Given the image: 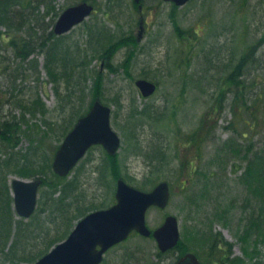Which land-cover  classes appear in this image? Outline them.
I'll return each mask as SVG.
<instances>
[{"label": "rangeland", "instance_id": "obj_1", "mask_svg": "<svg viewBox=\"0 0 264 264\" xmlns=\"http://www.w3.org/2000/svg\"><path fill=\"white\" fill-rule=\"evenodd\" d=\"M140 1L141 12L132 0H53L58 14L44 22L40 5L36 33L41 42L66 8L86 2L95 9L80 25L56 37L50 64L43 53L14 58L1 43L0 127L16 139L0 140V162L25 161L40 174L75 118L98 100L110 107V126L120 148L114 157L100 147L91 149L67 178H73L78 191L74 202L67 197L74 209L113 205L119 178L144 191L167 182L168 205L146 213L150 229L158 228L166 216L177 220L179 247L167 254L165 264L185 253L207 261L216 257L220 264H264V230L249 228L253 220L264 223V189L258 197L249 191L250 142L236 137V129L243 128L237 122L231 125L229 89L234 79L231 85L225 82L243 50L254 44V62L244 72L264 91V0H193L183 7ZM138 80L154 83L156 91L143 97L135 85ZM262 141L259 134L251 139L253 151L264 147ZM20 169L0 172V184L30 181L13 174ZM51 194L40 188L37 207L50 203ZM58 235L46 231L43 237ZM46 249L27 246L23 253L27 259ZM157 251L152 238L133 234L110 249L103 264L156 262Z\"/></svg>", "mask_w": 264, "mask_h": 264}, {"label": "trees", "instance_id": "obj_2", "mask_svg": "<svg viewBox=\"0 0 264 264\" xmlns=\"http://www.w3.org/2000/svg\"><path fill=\"white\" fill-rule=\"evenodd\" d=\"M52 4L53 0H0V26L5 28L4 32H0V53L2 43L10 48L14 58L25 60V58L35 53H43L47 55V62L50 64V58H54V54L50 52V49L56 47L59 42L57 39L58 37L54 34L53 28L50 29L45 41H51L46 44L45 41H40V34L36 33V29L37 31L40 30V5L44 6V12L41 16L43 22L46 18H50L52 21V16H57L58 12ZM45 23L46 27L49 28L48 22ZM248 47L249 46H247L248 51L243 50L244 53L242 56L231 66L232 73L226 77L225 82L231 85V80L234 79L229 89L231 98V109H229V112L233 120L231 125H233V122L239 123L243 129L240 132L236 129V137L241 141L243 140V142L248 140L250 142L247 148V155L251 158L246 157L249 163L248 171L251 172L252 176V183L249 187V191L258 197L260 195L259 191L264 189V147L259 148V151H253L254 147L251 144V139L259 134L263 140L262 144L264 145V91L262 90L263 88L256 89L257 84L255 80L248 78L250 74L246 75L247 73L244 72L246 65L254 62L251 54H254V51L257 49L254 44ZM259 70L260 69L254 71ZM4 71H7L6 67H4ZM79 95L80 94L76 92L75 98H79ZM61 112H65L64 108H61ZM84 114L79 115L75 119L82 117ZM70 128L68 130H70ZM257 128L260 129V132L255 131ZM253 131H255L254 134L252 133ZM248 135L250 138H247ZM9 137L14 138V140L16 139L14 134H9ZM9 137L2 130L0 140L6 141L10 139ZM10 141L14 144V141ZM51 159L52 158H49L47 160L45 166L47 169L40 172V174L34 171L32 166L25 161L22 162L24 165L16 164V162H5V164L0 162V172L4 173V175L9 168L20 169L25 167V164H28L30 166L28 170L20 169L13 174L20 178L41 179V188H48L52 192L50 203H46L44 206L39 205V208L37 207L36 211L29 219L17 220L15 219L12 208L10 185H8L6 181V184H0V257H4H2V264L5 262H8V264H16L21 260L27 261L30 264L34 263L42 258L48 251L38 252L37 255L26 259L27 254H25V252L23 253V250L27 246H36L38 249L40 245L41 248L45 245L47 248L46 250H50L53 246L66 239L75 223L84 216L90 212L105 209L103 206L104 204L96 207L91 205L87 207L86 210H81L80 208L74 209L72 202H67V197L74 202L77 200L76 192L78 191L72 181L73 178L69 181H67V178L77 169L75 168L67 178H59L51 170ZM255 185L259 186V188H255ZM140 190L144 191L143 189ZM74 191L75 193H73ZM70 206L73 208L71 212L69 209ZM72 211H74V214H71ZM46 213H48L47 216L45 215ZM250 224L249 228H253L256 232L260 229L264 230V223L261 220H253ZM46 231L58 233L60 236L58 235L52 239H48L43 237ZM16 247H20L22 251L18 252ZM178 247L179 246L166 253L157 251L155 255L157 259L156 262L138 259L135 262L133 261L134 263L132 264H165L164 259L167 254H172L177 251Z\"/></svg>", "mask_w": 264, "mask_h": 264}, {"label": "water", "instance_id": "obj_3", "mask_svg": "<svg viewBox=\"0 0 264 264\" xmlns=\"http://www.w3.org/2000/svg\"><path fill=\"white\" fill-rule=\"evenodd\" d=\"M138 4L140 0H132ZM182 6L189 0H163ZM140 9V7H139ZM93 11L87 3L64 10L54 26V34L62 35L82 23ZM143 97L152 95L155 84L135 82ZM110 108L96 100L87 114L78 119L55 153L52 169L59 177L69 174L86 151L101 145L113 156L120 146V139L110 127ZM1 133V132H0ZM41 180L11 182L13 205L16 214L29 218L36 206L37 191ZM170 192L166 182H160L150 192H142L119 179L116 183L115 203L104 210L94 211L76 223L68 237L53 247L34 264H101L104 254L115 245L128 239L132 232L142 237H152L160 252L174 248L179 240L177 220L167 216L162 225L150 230L145 215L149 208L164 209ZM176 264H201L193 254H186Z\"/></svg>", "mask_w": 264, "mask_h": 264}, {"label": "flooded vegetation", "instance_id": "obj_4", "mask_svg": "<svg viewBox=\"0 0 264 264\" xmlns=\"http://www.w3.org/2000/svg\"><path fill=\"white\" fill-rule=\"evenodd\" d=\"M193 0H191V1H189L188 3H187V5L189 4V3H191ZM95 11V10H94ZM142 16H140V23H139V27H141L140 25L143 23V21H142ZM141 29V28H140ZM140 37H141V35L140 36H138L137 38H136V42H140L141 41V39H140ZM75 124V123H74ZM74 124L72 125V128H73V126H74ZM72 128H70V130L72 129ZM69 130V131H70ZM68 131V132H69ZM95 148V147H94ZM11 186V185H10ZM10 190H11V187H10ZM18 218V217H17ZM18 219H20V218H18ZM22 219V218H21ZM187 253H185V254H183L182 256H184V255H186ZM195 255V254H194ZM182 256H178L177 255V257H176V260L174 261V263H176ZM196 256V255H195ZM196 258L198 259V261L201 263V264H220V262L219 261H221V259H217L216 257L215 258H210L208 261L206 260V259H204V260H202L201 258H199L198 256H196Z\"/></svg>", "mask_w": 264, "mask_h": 264}]
</instances>
